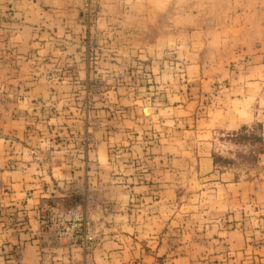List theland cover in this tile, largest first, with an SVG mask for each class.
<instances>
[{
	"label": "rangeland",
	"instance_id": "rangeland-1",
	"mask_svg": "<svg viewBox=\"0 0 264 264\" xmlns=\"http://www.w3.org/2000/svg\"><path fill=\"white\" fill-rule=\"evenodd\" d=\"M0 241L264 264V0H0Z\"/></svg>",
	"mask_w": 264,
	"mask_h": 264
},
{
	"label": "crops",
	"instance_id": "crops-1",
	"mask_svg": "<svg viewBox=\"0 0 264 264\" xmlns=\"http://www.w3.org/2000/svg\"><path fill=\"white\" fill-rule=\"evenodd\" d=\"M0 248H1V249L6 248V243H5L4 241H0ZM30 251H31V250H29V249L27 250V253H28L29 256H30V259H32V260L37 259L38 257H37V256H32V253H30ZM26 256H27V254L24 255L25 259H26Z\"/></svg>",
	"mask_w": 264,
	"mask_h": 264
},
{
	"label": "trees",
	"instance_id": "trees-1",
	"mask_svg": "<svg viewBox=\"0 0 264 264\" xmlns=\"http://www.w3.org/2000/svg\"><path fill=\"white\" fill-rule=\"evenodd\" d=\"M215 163H220L221 164H229L230 163V160L228 159H223V158H216L215 159Z\"/></svg>",
	"mask_w": 264,
	"mask_h": 264
},
{
	"label": "bare ground",
	"instance_id": "bare-ground-1",
	"mask_svg": "<svg viewBox=\"0 0 264 264\" xmlns=\"http://www.w3.org/2000/svg\"><path fill=\"white\" fill-rule=\"evenodd\" d=\"M145 113L147 114L148 112L146 111Z\"/></svg>",
	"mask_w": 264,
	"mask_h": 264
}]
</instances>
